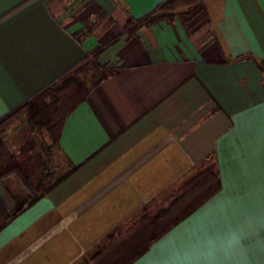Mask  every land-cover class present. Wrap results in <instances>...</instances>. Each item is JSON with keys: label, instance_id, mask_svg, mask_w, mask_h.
Masks as SVG:
<instances>
[{"label": "crops", "instance_id": "1", "mask_svg": "<svg viewBox=\"0 0 264 264\" xmlns=\"http://www.w3.org/2000/svg\"><path fill=\"white\" fill-rule=\"evenodd\" d=\"M164 1L0 0V119L96 52L119 66L63 122L73 173L13 216L26 192L0 178V264L128 256L122 237L211 163L219 191L131 264H264V0ZM201 243L224 251L186 259Z\"/></svg>", "mask_w": 264, "mask_h": 264}, {"label": "trees", "instance_id": "2", "mask_svg": "<svg viewBox=\"0 0 264 264\" xmlns=\"http://www.w3.org/2000/svg\"><path fill=\"white\" fill-rule=\"evenodd\" d=\"M203 3L204 0H166L158 5V11L166 12V14H173L177 11L190 14ZM150 15L132 20L134 26L131 28V33L136 28H140L143 24L153 20L155 14ZM100 53L96 52L92 58L86 57V60L80 66L66 72L58 82L51 84L35 97L27 100L0 119V132L8 126L12 119L22 115H26V123L29 128V130L27 128L25 143L22 144L23 146L20 149L19 155L21 154V157L12 153L7 157L0 155L1 180L5 181L10 177H14L26 192L19 195L12 216L23 211L78 168V165L68 162V170L62 174L55 173L54 176L51 174L47 178L45 170L49 169V165L41 157L42 150L38 146V139L34 136V132L38 129L48 131L51 140L59 148L61 127L67 115L87 98L92 89L115 75L119 68L116 63L103 62L100 59ZM90 65L93 66L92 70L94 72L89 77L88 75L83 76V74H87ZM1 145H3V138L0 135ZM219 189V172L217 165L214 164L186 184L169 207L155 211L142 224L122 237L124 242L119 244L118 247H126L128 256L121 259L115 258V256L120 255L118 254L112 255V258L108 259L111 253L116 251V246L114 250L105 255H108L107 258L103 256L96 262L88 264H131L146 252L154 241L214 196ZM126 241L127 246L125 245Z\"/></svg>", "mask_w": 264, "mask_h": 264}, {"label": "rangeland", "instance_id": "3", "mask_svg": "<svg viewBox=\"0 0 264 264\" xmlns=\"http://www.w3.org/2000/svg\"><path fill=\"white\" fill-rule=\"evenodd\" d=\"M92 69L93 66H88L87 74H83V76H91L92 72H94ZM26 122V115L18 116L12 119L8 126L1 130L0 135L3 138V145L0 146V155L2 154L4 157H7L12 153L21 157V154L19 155L20 149L27 137L26 132L28 125ZM34 136L38 139V146L42 150L41 157L44 161L48 162L49 165V169L45 170V176L49 178L51 174L54 176L55 173L62 174L64 171L68 170L69 164L59 148L51 140L50 133L46 130L38 129L34 132ZM213 165V163L209 164L207 169ZM114 244L113 242L111 245ZM111 245L99 251L94 257L102 258L108 249H110ZM93 260L94 258L91 257L90 261Z\"/></svg>", "mask_w": 264, "mask_h": 264}, {"label": "clouds", "instance_id": "4", "mask_svg": "<svg viewBox=\"0 0 264 264\" xmlns=\"http://www.w3.org/2000/svg\"><path fill=\"white\" fill-rule=\"evenodd\" d=\"M220 251H224V248H218L215 246H209L207 244L201 243L193 246V248L185 254V258L190 261H196L200 259H211L214 258L215 255Z\"/></svg>", "mask_w": 264, "mask_h": 264}]
</instances>
